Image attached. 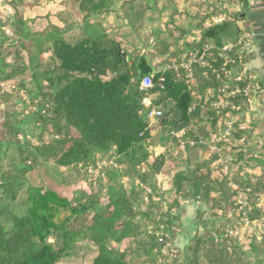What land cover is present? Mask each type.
I'll return each instance as SVG.
<instances>
[{"label": "trees", "instance_id": "1", "mask_svg": "<svg viewBox=\"0 0 264 264\" xmlns=\"http://www.w3.org/2000/svg\"><path fill=\"white\" fill-rule=\"evenodd\" d=\"M74 1L85 27L78 35H70L77 26L65 12L55 17L63 25L58 27L50 15L25 18L24 9L38 0H0V264H56L80 243L95 251L91 264H169V255L175 264H246L227 232L238 221L230 202L237 190L228 185L220 157L198 141L210 140L217 124L237 115L231 106L243 110L240 96H223L245 84L258 99L248 114L257 127L238 113L233 134L250 140L264 127V81L246 69L253 57L243 24L248 0ZM102 15H114L128 33L110 35L88 24ZM192 57L202 60L188 69L172 67ZM236 73L243 74L239 82ZM144 78L151 84L146 90ZM147 96L161 111L154 126L142 103ZM216 101L228 105L216 110ZM20 103L25 112H18ZM21 124L51 139L22 140ZM159 135L166 143L155 156L151 148ZM22 150L34 167L95 168L111 154L116 168L103 170L98 188L88 184V191L78 188L68 198L28 182L32 170ZM258 152L259 158L247 160L262 167L264 142ZM245 153L239 146L236 164L242 168ZM167 156L183 164L168 191L157 182ZM255 186L252 193L260 189ZM189 198L208 207L213 222L196 208L195 235L174 252L180 206ZM259 217L264 223V214ZM250 252L264 259V239Z\"/></svg>", "mask_w": 264, "mask_h": 264}, {"label": "rangeland", "instance_id": "2", "mask_svg": "<svg viewBox=\"0 0 264 264\" xmlns=\"http://www.w3.org/2000/svg\"><path fill=\"white\" fill-rule=\"evenodd\" d=\"M29 4L33 0H27ZM47 0H41V6L39 4L35 7H27L24 9V16L27 19H34L38 17H43L46 15H52L50 17V21L53 22L56 26H59L58 20L55 18L58 14V11L63 8L66 12L69 13L70 18L73 21L79 19V15L77 12V5L74 0H50L52 5H54L51 10H46ZM120 35H126L128 32H119ZM79 32H70V35H78ZM110 35H114V32H109ZM45 64L51 65V60L45 58ZM26 100V99H25ZM26 102V101H25ZM24 105V104H23ZM23 105L20 103V108L18 112H25ZM2 112L0 111V119ZM261 121L264 123V117ZM243 120H248L247 124L250 126H256V122L254 119L250 117L248 114L244 116ZM258 121V120H257ZM157 120L154 122H148L150 126H154ZM254 122V123H252ZM259 125V123L257 122ZM257 127V126H256ZM20 130L23 134L22 140H34L38 137H41V140L49 141L51 139V134L47 133L44 135L39 134V130L36 128H31L29 125L21 124ZM250 136V135H249ZM173 136H170V140ZM214 137V136H213ZM258 137L261 139V142H264V133H258ZM251 138V136H250ZM251 140V139H250ZM36 141V140H35ZM227 148L229 146L225 143ZM155 148V147H154ZM257 149V147H256ZM178 149V152L183 155L182 150ZM207 150L211 152L213 155H218L212 152L208 147ZM153 152L158 154L159 150L152 149ZM177 150L172 152L174 156ZM22 157L26 159L25 163L32 170L28 174V182L34 185L43 186L45 189L54 190L61 196H65L70 198L71 192L78 188H83L88 191V184H91L94 188H98V180L103 176V170L109 168H116V159L111 156V154H107L100 158L98 165L94 168L93 166H89L86 169L82 165H75L69 167L58 166L52 162L50 163H39L37 166H33L29 160L28 154L22 150ZM246 155V163L244 167L241 166V171H239L240 167L236 164L237 152L234 150L224 149L222 154L218 157L225 156V159H218L219 162L222 163V172L225 175H228V185L233 189L237 190V193L233 195L230 199L232 203V207L234 210V215L238 218V221L234 223V227L232 229H228V235L234 239H236L237 244L240 247L242 252V258L246 264H264V259L261 256L254 257L250 252V245L253 242H259L264 239V223L263 219L259 216L264 214V165L262 167H255V165L250 162V156H252L251 152L245 153ZM178 155V154H176ZM229 155L230 159H227ZM181 160L178 162L182 163L183 156L179 157ZM178 158V159H179ZM14 159L13 155L10 154L8 158V162ZM174 159V158H173ZM264 160V159H263ZM183 167V164H174L172 160H170L167 156V160L164 163V166L161 170V176L157 179L158 185L163 190L170 189L171 178L174 173ZM242 173L241 177L239 175ZM241 178V179H240ZM236 179V180H235ZM123 184L127 189H130V184L126 178L122 179ZM242 182H247L248 186H241ZM258 185L260 189L258 192H251L252 186ZM256 187V186H255ZM188 200H191L190 198ZM195 208H199L201 211L205 210L204 218L209 220V222H213V219L209 217L211 214V210L205 205H197L194 203ZM255 209L260 210V215L255 216ZM250 217L254 218L253 220ZM258 217V218H257ZM209 218V219H208ZM195 222V221H194ZM228 226V225H227ZM183 231V225L180 223L179 230ZM196 232V228H195ZM195 232L190 236L192 238L195 235ZM48 243L53 244V240H49ZM175 252V251H174ZM72 254L69 257L61 258L56 264H91L93 257L95 256V251L87 246L86 243L78 244V247L71 252ZM259 262V263H257ZM169 264H175L174 257L169 255Z\"/></svg>", "mask_w": 264, "mask_h": 264}, {"label": "crops", "instance_id": "3", "mask_svg": "<svg viewBox=\"0 0 264 264\" xmlns=\"http://www.w3.org/2000/svg\"><path fill=\"white\" fill-rule=\"evenodd\" d=\"M47 1L49 2H47L46 10L50 11L54 5H52L50 0ZM38 4L41 6V0H38ZM60 12H65L69 15V13L63 8L58 11V13ZM70 19L72 20V18ZM219 21L220 20H216L215 22ZM73 23L77 26L73 32H80L81 29H85L84 24L81 22L80 15L79 19L73 21ZM88 24L92 27H96V25H98L99 28L105 32H128L127 28L123 27V25L117 24L116 20L114 19V15L98 16L95 20L94 18L90 20ZM243 24L248 28L249 46L253 51V57L246 64V69L251 72L255 78L264 81V0H248V7L244 13ZM58 27H63V25L59 23ZM257 101L258 99L256 96H254V103L256 104ZM257 130L264 133V127L263 129ZM154 133L155 130H153V134ZM162 137V135H159L156 145L151 148V150H159L158 154L153 152L155 156L160 155L164 151L163 145L166 143V141H161ZM160 176L161 174L158 177L160 178ZM195 210L196 208L192 200H186L180 206V221L183 225V231L177 233L174 238L173 249L175 252H181L183 247L188 243L190 236L195 232Z\"/></svg>", "mask_w": 264, "mask_h": 264}, {"label": "built area", "instance_id": "4", "mask_svg": "<svg viewBox=\"0 0 264 264\" xmlns=\"http://www.w3.org/2000/svg\"><path fill=\"white\" fill-rule=\"evenodd\" d=\"M230 49V45H225L223 47V50L228 51ZM247 53H252V49L251 48H247L246 49ZM196 60H198L199 62L202 60V58H195L192 57L190 60H188L187 62L181 61L179 64H174L172 65V67L174 69L177 68H182V69H188L190 67V64L192 62H195ZM231 63H234V61H231ZM239 67V66H238ZM225 73L230 74L229 71H225ZM242 73H236V78L235 80L237 82L242 80ZM151 84L148 78H144L141 82V88L146 90L148 88H150ZM223 91V90H222ZM240 96L242 98L243 104H244V108L243 110L240 109L239 106L233 105L230 107V109L234 112H238L237 115H233V116H228L226 119H224L223 123H219L216 126V133L214 135V137H212L210 140L204 142L201 138L199 139L198 143L200 145H206L212 152L218 154L217 156H220L222 154V151L224 149L227 150H234L236 152L239 151V146H243L245 148V152L249 153L251 152L252 157L254 159L259 158V152L258 150L260 149V147L262 146V142L261 139L258 137V131H253L251 133V140L245 138V137H240L237 138V136L235 134H233V127L237 122V116L241 117V119L243 120L244 116L254 112L255 111V103H254V96L255 94L252 93V89L251 86L249 84H245V87H243L242 89L240 88H235L232 90L227 91L226 94H224V98H228L229 96ZM151 98L150 96H147L143 99L142 103L143 106L146 109H149L148 114H147V118L150 122H154V120H159L160 116H161V111L159 108L152 106L151 104ZM228 104L224 101H216L213 102L211 104V106L216 109H224L226 108ZM245 123H247L248 120H243ZM225 143L229 146V148H227V146L225 145ZM189 145L192 146L194 145L193 142H189ZM257 147V149H256ZM180 149L183 150V143H180ZM222 158V157H220ZM227 159H230L229 155L227 156Z\"/></svg>", "mask_w": 264, "mask_h": 264}]
</instances>
